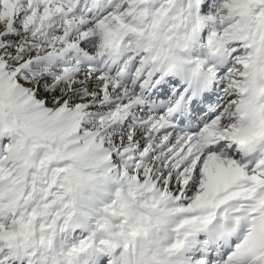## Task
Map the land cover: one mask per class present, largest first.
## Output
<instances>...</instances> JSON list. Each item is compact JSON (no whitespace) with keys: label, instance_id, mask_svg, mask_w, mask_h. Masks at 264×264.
I'll return each instance as SVG.
<instances>
[{"label":"snow or ice","instance_id":"obj_1","mask_svg":"<svg viewBox=\"0 0 264 264\" xmlns=\"http://www.w3.org/2000/svg\"><path fill=\"white\" fill-rule=\"evenodd\" d=\"M0 264H264V0H0Z\"/></svg>","mask_w":264,"mask_h":264}]
</instances>
